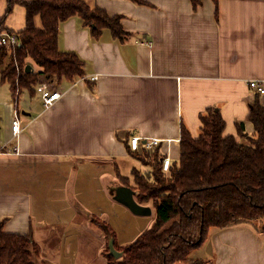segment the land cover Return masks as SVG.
<instances>
[{"label":"crops","instance_id":"obj_1","mask_svg":"<svg viewBox=\"0 0 264 264\" xmlns=\"http://www.w3.org/2000/svg\"><path fill=\"white\" fill-rule=\"evenodd\" d=\"M84 1L120 17L127 35L119 39L110 28L95 33L80 16L63 22L59 49L84 61L82 77L42 75L17 106L0 73V227L31 235L53 264H59L70 234L79 238L77 264H85L95 242L108 264V240L97 220L112 227L118 245H129L118 222L128 207L117 189L128 184L118 163L142 154L131 149L132 138L142 144L161 139L145 152L158 151L173 162L184 128L198 137L209 109L222 115L226 135L242 140V124L244 135L254 134L252 105L264 106V94L250 86L264 82V0H201L198 8L192 0ZM8 3L0 0V20ZM26 23V8L16 4L4 27L20 32ZM35 24L43 28L40 15ZM28 64L30 72L39 70ZM45 82L62 92L51 107L41 100L39 86ZM17 112L22 131L14 136ZM141 205L150 213L140 216L151 215L153 205ZM250 226L211 228L192 257L214 255L216 263L208 264H264V233Z\"/></svg>","mask_w":264,"mask_h":264},{"label":"trees","instance_id":"obj_2","mask_svg":"<svg viewBox=\"0 0 264 264\" xmlns=\"http://www.w3.org/2000/svg\"><path fill=\"white\" fill-rule=\"evenodd\" d=\"M131 1L145 4L144 0ZM8 2L0 20V33L17 34L20 45H0V73L2 82L9 84L17 106L22 93L33 92L42 75L55 76L58 80H75L84 75V61L76 53L62 51L58 46L60 25L66 20L80 16L94 27L95 33L110 28L119 39L127 35L120 17H110L103 9L92 8L84 0ZM192 3L198 8L202 1L192 0ZM16 4H22L27 10L26 27L20 32L4 27ZM38 15L42 18L41 29L35 24ZM28 62L39 70L27 72ZM248 119L254 134L244 135L242 124V140H238L225 134L222 115L209 109L201 117L198 137L184 128L180 156L171 163L169 176L163 170L164 156L158 151L153 155L141 154L144 156L135 153L152 170H134L135 186H127L136 192L138 203L152 201L156 220L136 242L124 246L117 244L109 224L97 220L107 236L108 264H208L193 258L192 253L202 247L211 228L248 224L264 233V106L259 101L252 105ZM110 239L124 253L120 259L110 254ZM0 264L52 263L42 259V247L31 235L5 233L0 227Z\"/></svg>","mask_w":264,"mask_h":264},{"label":"rangeland","instance_id":"obj_3","mask_svg":"<svg viewBox=\"0 0 264 264\" xmlns=\"http://www.w3.org/2000/svg\"><path fill=\"white\" fill-rule=\"evenodd\" d=\"M144 155H140V156H144ZM139 161H141V160L140 159L138 160L137 158L131 156V157H129V159L127 158L125 161L121 160L118 163V167L120 168V172H118V173L123 178H125L127 180L128 184H130V185H135L134 170H139L142 172L144 170L145 166H148L150 168V171L152 170V167H150L149 164H147L143 161H141V162H139ZM150 164H152V163H150ZM167 175L169 176L170 172H168ZM118 181L123 183V181L121 180V177H119V176H118ZM116 204L118 206L121 205L118 202H116ZM150 204L153 205L152 201L150 202ZM127 209H126V211H128L129 214H126V217H124V219H119L118 222H119V229L122 230L123 235L128 234V236H126V238H124L125 240H128L127 244H132V243L136 242L138 237L144 232L143 230L145 228L148 227V229H150L151 228L150 225L151 224L153 225L155 223L156 210L152 206L151 215H148L144 218L143 216L134 214L129 208H127ZM149 226H150V228H149ZM78 240H79V238H77L73 234H70V236L68 237V242L66 244H63L64 250L62 251V253L60 255L57 256L59 264H77V262H78V252H77L78 250L77 249H78V244H79ZM95 240H96V238H95ZM99 246H101V245L97 244L96 242L92 245V249L90 248V251L87 254H85V256H84L86 259L85 264H105L104 255L98 254ZM69 248H71V249H69ZM214 257L215 256L213 255V256H210L211 259L205 258L203 260H205L206 262H209V263H211V262L216 263ZM43 258H44V256H42V259Z\"/></svg>","mask_w":264,"mask_h":264},{"label":"built area","instance_id":"obj_4","mask_svg":"<svg viewBox=\"0 0 264 264\" xmlns=\"http://www.w3.org/2000/svg\"><path fill=\"white\" fill-rule=\"evenodd\" d=\"M0 45H8L15 46L20 45V38L15 33L2 32L0 33ZM93 81L98 79V76H94L91 78ZM250 86L254 89H257L261 94H264V82L253 80L250 82ZM54 85L49 82L42 83L39 86V91L41 93V100L45 107L53 106L61 97L62 92L56 88H53ZM12 131L14 136H18L22 131V125L20 120V114L17 112L16 117L12 123ZM181 139H179L180 141ZM162 142L161 139L153 138L151 140H146L144 144H142L141 139L138 137H134L130 141V147L133 151H137L139 153L144 154L146 150H153L157 145ZM143 150H140V149ZM15 150L18 151V147H15ZM171 159L170 157H164L163 159V170L165 172H170L171 167Z\"/></svg>","mask_w":264,"mask_h":264},{"label":"water","instance_id":"obj_5","mask_svg":"<svg viewBox=\"0 0 264 264\" xmlns=\"http://www.w3.org/2000/svg\"><path fill=\"white\" fill-rule=\"evenodd\" d=\"M31 70H32V66L28 64L26 66V71L30 72ZM117 198L118 200L125 203L127 207L136 215H145L150 213L147 207L138 203L135 197V191L129 186H122L118 188ZM109 249H110V254L116 259H120L124 255L123 252L118 251L116 249L114 239H111L109 241Z\"/></svg>","mask_w":264,"mask_h":264}]
</instances>
